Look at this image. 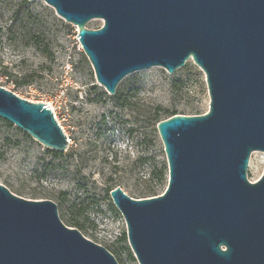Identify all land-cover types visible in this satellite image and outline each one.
I'll use <instances>...</instances> for the list:
<instances>
[{"label": "water", "instance_id": "obj_1", "mask_svg": "<svg viewBox=\"0 0 264 264\" xmlns=\"http://www.w3.org/2000/svg\"><path fill=\"white\" fill-rule=\"evenodd\" d=\"M36 1V0H28ZM77 28L96 81L114 95L128 74L173 73L188 60L204 73L203 114H174L156 130L167 162L162 194L109 191L138 264H264V0H43ZM102 21L92 29L87 24ZM0 119L45 148L68 141L51 109L0 86ZM0 264H119L105 247L63 224L56 204L0 184Z\"/></svg>", "mask_w": 264, "mask_h": 264}, {"label": "rangeland", "instance_id": "obj_2", "mask_svg": "<svg viewBox=\"0 0 264 264\" xmlns=\"http://www.w3.org/2000/svg\"><path fill=\"white\" fill-rule=\"evenodd\" d=\"M101 24L95 19L87 27ZM76 33L43 0H0V86L48 105L70 139L54 158L0 119V184L25 199L53 201L64 225L105 247L119 264H138L109 191L119 186L132 198L163 193L166 184L157 179L162 171L167 181V162L149 115L155 106L162 119L165 111L205 113L204 73L192 60L171 74L153 66L125 76L110 95L96 81ZM263 172L264 152L253 151L247 178L254 182ZM149 187L155 192L147 193Z\"/></svg>", "mask_w": 264, "mask_h": 264}, {"label": "trees", "instance_id": "obj_3", "mask_svg": "<svg viewBox=\"0 0 264 264\" xmlns=\"http://www.w3.org/2000/svg\"><path fill=\"white\" fill-rule=\"evenodd\" d=\"M23 3H27V0H23ZM20 6L13 13V18H15V19L17 18V16L20 13ZM160 112H161V108L159 106H155L152 109V113L149 115L148 124H149V126H150L151 131H152L153 134L155 132H157V130H156V124L159 121L163 120L162 118H160ZM165 113L167 114L166 115V118H168V117H170V116H172L174 114H177L175 111H171V112L165 111ZM50 153L53 155L54 158H57L60 155H62V152H56V151H52V150H50ZM151 174H153V172H151ZM158 174H159V179H157V181H158L159 185H163V184H166L167 185L166 179L165 178L163 179V172L162 171H159ZM146 192L147 193H154L155 192V187H149L146 190Z\"/></svg>", "mask_w": 264, "mask_h": 264}, {"label": "built area", "instance_id": "obj_4", "mask_svg": "<svg viewBox=\"0 0 264 264\" xmlns=\"http://www.w3.org/2000/svg\"><path fill=\"white\" fill-rule=\"evenodd\" d=\"M58 122V121H57ZM58 124H59V122H58ZM60 125V124H59ZM62 128V127H61ZM63 129V128H62ZM64 131V130H63ZM66 137H67V141H68V145H69V143H70V139L68 138V136L66 135Z\"/></svg>", "mask_w": 264, "mask_h": 264}]
</instances>
